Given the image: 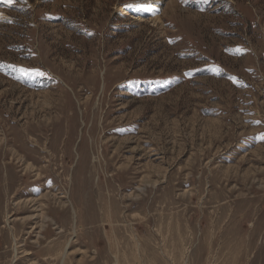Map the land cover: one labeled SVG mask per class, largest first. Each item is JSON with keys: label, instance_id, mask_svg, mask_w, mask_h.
<instances>
[{"label": "rangeland", "instance_id": "rangeland-1", "mask_svg": "<svg viewBox=\"0 0 264 264\" xmlns=\"http://www.w3.org/2000/svg\"><path fill=\"white\" fill-rule=\"evenodd\" d=\"M0 264H264V0H0Z\"/></svg>", "mask_w": 264, "mask_h": 264}, {"label": "snow or ice", "instance_id": "snow-or-ice-1", "mask_svg": "<svg viewBox=\"0 0 264 264\" xmlns=\"http://www.w3.org/2000/svg\"><path fill=\"white\" fill-rule=\"evenodd\" d=\"M5 2H6L7 4H9V5L13 4V0H5ZM20 71H21L23 74H25V75L29 74L27 69H21ZM37 74H40V73H37Z\"/></svg>", "mask_w": 264, "mask_h": 264}, {"label": "bare ground", "instance_id": "bare-ground-1", "mask_svg": "<svg viewBox=\"0 0 264 264\" xmlns=\"http://www.w3.org/2000/svg\"><path fill=\"white\" fill-rule=\"evenodd\" d=\"M144 12H145V11H144ZM12 183H14V182L12 181ZM9 184H10V183H9ZM11 187H12V186H11ZM11 187H10V188H11ZM30 201H31V200H30ZM27 202H28V201H27ZM25 203H26V202H25ZM39 216H40V215H39Z\"/></svg>", "mask_w": 264, "mask_h": 264}]
</instances>
